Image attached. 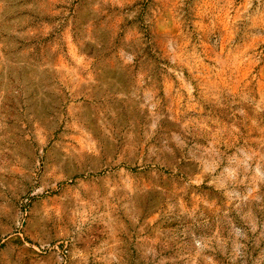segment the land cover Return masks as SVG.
Wrapping results in <instances>:
<instances>
[{
  "label": "rangeland",
  "instance_id": "1",
  "mask_svg": "<svg viewBox=\"0 0 264 264\" xmlns=\"http://www.w3.org/2000/svg\"><path fill=\"white\" fill-rule=\"evenodd\" d=\"M0 264H264V0H0Z\"/></svg>",
  "mask_w": 264,
  "mask_h": 264
}]
</instances>
